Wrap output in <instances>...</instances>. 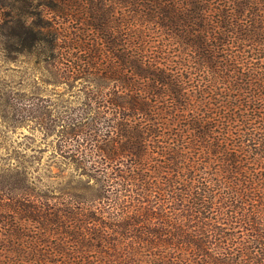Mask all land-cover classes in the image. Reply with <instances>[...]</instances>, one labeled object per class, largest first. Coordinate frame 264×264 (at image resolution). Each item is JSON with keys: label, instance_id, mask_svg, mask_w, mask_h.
<instances>
[{"label": "trees", "instance_id": "trees-1", "mask_svg": "<svg viewBox=\"0 0 264 264\" xmlns=\"http://www.w3.org/2000/svg\"><path fill=\"white\" fill-rule=\"evenodd\" d=\"M0 8L1 50L38 56L51 84L86 97L58 119L6 101L13 120L41 112L78 173L53 188L0 168V264H264V0ZM32 8L85 29L62 43L26 25Z\"/></svg>", "mask_w": 264, "mask_h": 264}, {"label": "rangeland", "instance_id": "rangeland-1", "mask_svg": "<svg viewBox=\"0 0 264 264\" xmlns=\"http://www.w3.org/2000/svg\"><path fill=\"white\" fill-rule=\"evenodd\" d=\"M5 11L11 12L0 8V14ZM28 12L37 15L25 18L23 21L26 25L45 24L49 26V31L59 30L61 36L67 38L61 37L62 43L68 41L73 28L85 29L83 25L69 21V18L41 8L28 9ZM120 14V10H117L115 17H120ZM39 60L36 55L18 56L15 52H3L0 47V168L22 164L30 166L34 176L40 174L53 188H60L61 184L66 185L67 179L75 177L78 172L62 162L57 153L58 138L55 135L45 136L40 127L41 123L47 121L42 116L43 109L50 111L52 119L61 118L66 113L78 114L79 109L84 107L86 97L82 85L70 88L65 84H51L52 76ZM7 100L27 108L37 103L42 114L33 113L13 120L11 113H4Z\"/></svg>", "mask_w": 264, "mask_h": 264}]
</instances>
